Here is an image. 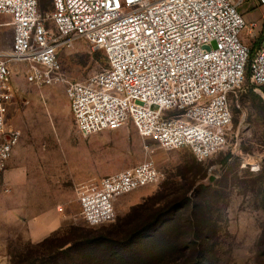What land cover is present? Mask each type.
<instances>
[{
	"label": "built area",
	"instance_id": "2783aa9c",
	"mask_svg": "<svg viewBox=\"0 0 264 264\" xmlns=\"http://www.w3.org/2000/svg\"><path fill=\"white\" fill-rule=\"evenodd\" d=\"M247 1L53 0L52 14L44 17L39 0H0V19L8 18L13 29L11 48L0 49V174L22 137L8 125L14 67L26 65L27 82L39 89L62 83L60 52L76 40L108 62L101 73L67 87L83 137L133 125L147 152L189 149L201 162L212 158L228 144L232 95L248 74L264 87V40L253 59L244 43L249 26L240 8ZM255 1L264 7V0ZM161 178L150 159L82 186L87 224L111 223L122 196Z\"/></svg>",
	"mask_w": 264,
	"mask_h": 264
},
{
	"label": "rangeland",
	"instance_id": "374dc122",
	"mask_svg": "<svg viewBox=\"0 0 264 264\" xmlns=\"http://www.w3.org/2000/svg\"><path fill=\"white\" fill-rule=\"evenodd\" d=\"M42 7H50V12H41L48 17L53 0H43ZM240 12L249 26L244 43L251 49L264 38V7L249 0ZM252 24L256 27L251 28ZM47 28L56 33L49 19ZM12 41V25L3 19L0 49H10ZM59 58L64 81L42 89L27 82L26 65L14 67L15 98L8 125L22 137L5 171L16 173V177L2 189L6 196L0 193V200L13 202L15 215L13 226H0L1 258L8 264H83L79 252L84 249H70L103 238L116 243L112 253L123 257L139 248L127 236L136 222H142L139 207L157 209L168 201L183 199L187 192L189 197L199 192L218 226L214 264H264V93L260 87L247 77L244 87L232 95L228 144L201 162L189 149L151 148L147 152L133 125L83 137L75 125L67 87L104 71L107 58L82 40L62 48ZM150 159L160 170L161 180L122 196L111 223L90 227L78 195L85 186L82 183L100 181ZM52 215L63 222L62 228L49 237L52 243L46 249L35 248L28 241V222Z\"/></svg>",
	"mask_w": 264,
	"mask_h": 264
},
{
	"label": "trees",
	"instance_id": "16d2710c",
	"mask_svg": "<svg viewBox=\"0 0 264 264\" xmlns=\"http://www.w3.org/2000/svg\"><path fill=\"white\" fill-rule=\"evenodd\" d=\"M39 1L41 12L51 11L50 7H42L43 0ZM263 40L250 49L251 59ZM260 90L264 93V87H260ZM197 194L189 197L187 192L183 199L168 201L157 209L145 205L139 207L137 211L141 213L138 219L142 222L140 225V221L136 222L127 235L128 241H134L139 248L129 250L123 257L112 253L116 243L109 238L100 239L104 240L101 242L90 241L70 250L84 249L79 252L85 259L83 264H214L218 248V226L210 218L205 198L199 196V192ZM51 243L52 238H48L35 248L46 249ZM105 243L109 246L104 247L102 244Z\"/></svg>",
	"mask_w": 264,
	"mask_h": 264
},
{
	"label": "crops",
	"instance_id": "0c3cea01",
	"mask_svg": "<svg viewBox=\"0 0 264 264\" xmlns=\"http://www.w3.org/2000/svg\"><path fill=\"white\" fill-rule=\"evenodd\" d=\"M8 20V18H1V20ZM14 177H16V173L13 172H5L0 174V193L2 197H5V193L2 190L5 185H11V180H14ZM96 181L90 180V181H84L82 185H87L92 182ZM0 207L7 208V210L4 212V210H0V226L4 228V226H13L15 222V215H14V205L13 202L5 201L4 199L0 200ZM2 208V209H3ZM1 209V208H0ZM10 209V210H9ZM5 217V222H3L4 215ZM52 216L54 218H52ZM51 217H36L28 222V230H27V236H28V241L31 242L32 244H40L46 239H48L52 234L56 233L57 231L60 230L63 226V222L58 221L55 219V216L57 215H52ZM0 227V231L3 230V228ZM4 255V253L0 254V264H8L7 260L5 261V258H1Z\"/></svg>",
	"mask_w": 264,
	"mask_h": 264
}]
</instances>
